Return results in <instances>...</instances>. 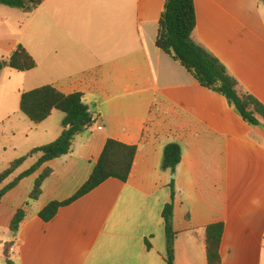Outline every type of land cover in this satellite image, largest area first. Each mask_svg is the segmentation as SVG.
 I'll list each match as a JSON object with an SVG mask.
<instances>
[{
  "label": "crops",
  "instance_id": "0c3cea01",
  "mask_svg": "<svg viewBox=\"0 0 264 264\" xmlns=\"http://www.w3.org/2000/svg\"><path fill=\"white\" fill-rule=\"evenodd\" d=\"M165 1L45 0L34 11L37 32L22 45L37 67L24 74L38 69L40 87L82 93L93 105V122L70 154L46 162L3 196L0 264L11 242L14 264H167L163 211L170 203L174 264H208L207 228L215 224L223 225L222 264H264V121L250 126L224 96L157 48ZM194 3L195 41L264 105V3ZM18 45L0 42L6 63ZM1 104L0 173L57 140L65 119L55 110L35 125ZM108 140L137 148L127 181L109 178L43 220L51 202L70 200L89 180ZM171 143L182 147L175 178L162 169ZM39 158L28 157L0 192ZM47 169L52 174L15 236L11 223Z\"/></svg>",
  "mask_w": 264,
  "mask_h": 264
},
{
  "label": "trees",
  "instance_id": "16d2710c",
  "mask_svg": "<svg viewBox=\"0 0 264 264\" xmlns=\"http://www.w3.org/2000/svg\"><path fill=\"white\" fill-rule=\"evenodd\" d=\"M261 1L264 3V0ZM44 2L45 0H0L2 5L20 9L28 8L29 10H37ZM195 29L194 0H166L159 20L156 46L180 63L203 87L224 96L229 105L250 126H262L264 105L244 90L219 59L195 41ZM7 63L9 68L21 73L29 72L37 67L36 60L21 44L11 53ZM3 69V64L0 63V74ZM19 106L21 112L35 125L47 120L55 110L62 112L65 114L63 132L54 142L34 149L28 156L15 160L5 171L0 173L1 186L24 164L28 157L40 155L38 161L30 169L20 174L0 192V201L23 178L35 173L43 164L70 154L73 150L75 138L93 122V114L90 107L85 103L82 93L66 95L51 85L23 92ZM136 151V146L108 140L89 180L78 190L75 196L62 203L51 202L40 213V217L45 221H49L55 216L59 207L89 193L109 178L127 181ZM181 159V145L178 143L168 144L164 151L162 169L175 175ZM51 174L52 170L47 169L36 180L28 201L23 208L17 211L11 223L10 231L13 235L16 236L19 231V226L26 215L25 208L39 200L42 194L43 182ZM171 187L174 189V181ZM163 218L166 227L167 264H174V244L177 235L172 226L173 203L165 206ZM222 236V224L211 225L207 228L206 252L208 264H222L220 257ZM4 256L6 264H14L11 254L7 252V246Z\"/></svg>",
  "mask_w": 264,
  "mask_h": 264
},
{
  "label": "rangeland",
  "instance_id": "374dc122",
  "mask_svg": "<svg viewBox=\"0 0 264 264\" xmlns=\"http://www.w3.org/2000/svg\"><path fill=\"white\" fill-rule=\"evenodd\" d=\"M34 11L36 10L12 8L0 4V42L18 39L21 45L32 43L34 34L37 32L34 27L38 28L39 21V15ZM31 19L33 21L32 24L29 23ZM33 52L39 58L38 52ZM4 56L5 54L0 51V63L2 64L6 62ZM39 73L40 71L37 69L32 74L26 75L4 67L0 74V104L5 101V108L23 115L19 108L21 95L17 92L18 90L28 92L27 90L35 85L40 88ZM13 245L14 242L7 245L8 253H11Z\"/></svg>",
  "mask_w": 264,
  "mask_h": 264
},
{
  "label": "water",
  "instance_id": "95a60500",
  "mask_svg": "<svg viewBox=\"0 0 264 264\" xmlns=\"http://www.w3.org/2000/svg\"><path fill=\"white\" fill-rule=\"evenodd\" d=\"M7 65H8V64H7L6 62L3 63V67H7ZM90 107L93 109V105H91ZM173 178H175V175H173Z\"/></svg>",
  "mask_w": 264,
  "mask_h": 264
},
{
  "label": "built area",
  "instance_id": "2783aa9c",
  "mask_svg": "<svg viewBox=\"0 0 264 264\" xmlns=\"http://www.w3.org/2000/svg\"><path fill=\"white\" fill-rule=\"evenodd\" d=\"M99 129H101V127Z\"/></svg>",
  "mask_w": 264,
  "mask_h": 264
}]
</instances>
